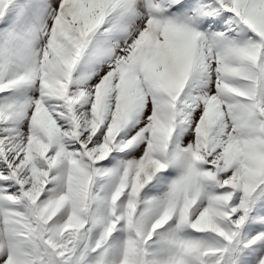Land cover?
I'll list each match as a JSON object with an SVG mask.
<instances>
[{
	"label": "snow or ice",
	"instance_id": "1",
	"mask_svg": "<svg viewBox=\"0 0 264 264\" xmlns=\"http://www.w3.org/2000/svg\"><path fill=\"white\" fill-rule=\"evenodd\" d=\"M0 264H264V0H0Z\"/></svg>",
	"mask_w": 264,
	"mask_h": 264
}]
</instances>
